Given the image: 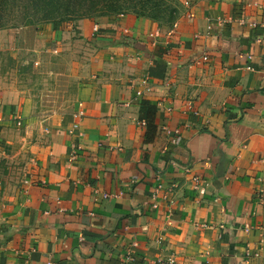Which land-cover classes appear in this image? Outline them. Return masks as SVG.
I'll use <instances>...</instances> for the list:
<instances>
[{
    "label": "crops",
    "instance_id": "crops-1",
    "mask_svg": "<svg viewBox=\"0 0 264 264\" xmlns=\"http://www.w3.org/2000/svg\"><path fill=\"white\" fill-rule=\"evenodd\" d=\"M108 18L0 29V264H264V0Z\"/></svg>",
    "mask_w": 264,
    "mask_h": 264
},
{
    "label": "trees",
    "instance_id": "trees-1",
    "mask_svg": "<svg viewBox=\"0 0 264 264\" xmlns=\"http://www.w3.org/2000/svg\"><path fill=\"white\" fill-rule=\"evenodd\" d=\"M160 4L161 0H0V29L40 22H50L55 27L81 14L83 19L91 20L87 15L92 13L105 16L131 9L129 14L159 22L158 14L147 15L144 11L161 13Z\"/></svg>",
    "mask_w": 264,
    "mask_h": 264
},
{
    "label": "rangeland",
    "instance_id": "rangeland-1",
    "mask_svg": "<svg viewBox=\"0 0 264 264\" xmlns=\"http://www.w3.org/2000/svg\"><path fill=\"white\" fill-rule=\"evenodd\" d=\"M159 1V0H158ZM162 5L161 13H152L149 10L144 11L147 15H155L158 14L156 17L159 19V22L166 23L168 25H173L176 20H178V17L181 13H185V11L188 8L190 0H161ZM131 10H127L120 13H111L109 15H105L106 17H109L112 20H116L114 22L117 23V27L120 25V22L129 14L131 13ZM56 13H53L55 15ZM21 13L18 14L20 16ZM91 18V20L95 21L98 20L101 17L97 13H92L90 15H87ZM108 18V19H109ZM83 19V14L79 15L78 18H72L70 20H67L64 24H69L72 26V28H76L77 25H79V22ZM50 22H40L34 25H27V26H36V25H44ZM18 27H25L23 25H19ZM18 27H11V28H18ZM10 28V27H8ZM4 28V29H8ZM95 31L97 29H94ZM20 60L22 58L19 57V55L16 53L15 50L12 48L7 50H0V79H6L8 82L15 81V80H24L27 83L32 81V72H31V65L29 63H22ZM1 159V158H0Z\"/></svg>",
    "mask_w": 264,
    "mask_h": 264
},
{
    "label": "built area",
    "instance_id": "built-area-1",
    "mask_svg": "<svg viewBox=\"0 0 264 264\" xmlns=\"http://www.w3.org/2000/svg\"><path fill=\"white\" fill-rule=\"evenodd\" d=\"M149 264H172V260L171 259H166V260L157 259V260L150 261Z\"/></svg>",
    "mask_w": 264,
    "mask_h": 264
}]
</instances>
